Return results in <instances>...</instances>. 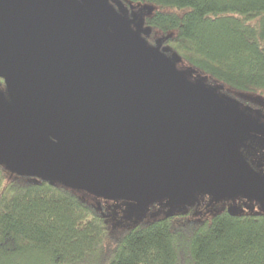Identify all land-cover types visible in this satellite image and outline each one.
<instances>
[{
    "label": "water",
    "instance_id": "95a60500",
    "mask_svg": "<svg viewBox=\"0 0 264 264\" xmlns=\"http://www.w3.org/2000/svg\"><path fill=\"white\" fill-rule=\"evenodd\" d=\"M123 8L0 0V164L136 206L198 192L264 203L237 139L264 124L147 42L149 6Z\"/></svg>",
    "mask_w": 264,
    "mask_h": 264
},
{
    "label": "trees",
    "instance_id": "16d2710c",
    "mask_svg": "<svg viewBox=\"0 0 264 264\" xmlns=\"http://www.w3.org/2000/svg\"><path fill=\"white\" fill-rule=\"evenodd\" d=\"M118 1L128 11L151 8L144 37L161 41L188 77L264 102V0ZM118 201L0 164V264H264V211L177 213L127 226L115 223Z\"/></svg>",
    "mask_w": 264,
    "mask_h": 264
},
{
    "label": "flooded vegetation",
    "instance_id": "af4514ba",
    "mask_svg": "<svg viewBox=\"0 0 264 264\" xmlns=\"http://www.w3.org/2000/svg\"><path fill=\"white\" fill-rule=\"evenodd\" d=\"M126 15L130 13L123 8ZM260 97L248 96L247 103L236 100L240 109L248 114V117L256 123L264 124V102L260 101ZM256 100V101H255ZM240 150L248 163L257 171L264 175V130L261 133L255 131L249 132L248 135H238ZM242 200L244 204L246 198L238 196L234 198H224L215 200L207 193H194L191 204L188 205H174L171 208L164 206L163 201H155L147 205L136 206L131 202L119 200L120 207L115 212L116 221L118 225H134L149 217H159L168 214L185 213L191 216L206 215L212 210H217L219 204H223L222 208L229 209L234 207V202ZM251 202V201H249ZM220 210V209H219Z\"/></svg>",
    "mask_w": 264,
    "mask_h": 264
},
{
    "label": "rangeland",
    "instance_id": "374dc122",
    "mask_svg": "<svg viewBox=\"0 0 264 264\" xmlns=\"http://www.w3.org/2000/svg\"><path fill=\"white\" fill-rule=\"evenodd\" d=\"M143 27H146V26H144V23H143ZM249 201H251V202H249ZM245 202L247 204H244V202H242V200H237V202H234V207H229V209H234L235 211H238V212L264 211V203L254 201V200H248V199H246ZM222 205L223 204H219L217 206V210H212L211 212H209L206 215H210L212 213H215L219 209L220 210L224 209V208H222ZM152 218H155V217H149V218H146L145 220L152 219Z\"/></svg>",
    "mask_w": 264,
    "mask_h": 264
}]
</instances>
